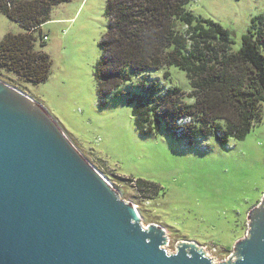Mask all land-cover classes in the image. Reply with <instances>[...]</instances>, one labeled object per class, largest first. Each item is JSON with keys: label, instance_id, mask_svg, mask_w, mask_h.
<instances>
[{"label": "rangeland", "instance_id": "obj_1", "mask_svg": "<svg viewBox=\"0 0 264 264\" xmlns=\"http://www.w3.org/2000/svg\"><path fill=\"white\" fill-rule=\"evenodd\" d=\"M105 7L106 0H71L51 10L35 42L52 61L46 82L33 85L2 70L0 77L45 109L121 198L137 208L143 226L165 230L168 254L176 253L178 242L188 241L216 258L214 263L226 262L247 236L248 214L264 196V112L244 139L225 145L212 136L189 144L172 136L165 124L142 136L126 97L112 93L102 105L96 93L93 71L107 27ZM187 9L229 30L238 50L251 19L264 12V0H192ZM24 32L0 14V41L7 33ZM151 80L163 88L191 91L186 73L175 66L133 74L121 90L139 94L137 84ZM139 179L157 188L148 184L141 189Z\"/></svg>", "mask_w": 264, "mask_h": 264}, {"label": "trees", "instance_id": "obj_2", "mask_svg": "<svg viewBox=\"0 0 264 264\" xmlns=\"http://www.w3.org/2000/svg\"><path fill=\"white\" fill-rule=\"evenodd\" d=\"M70 1L0 0V14L25 30L7 33L0 41V70L33 85L46 82L52 61L36 49L35 42L50 21L51 10ZM191 1L106 0L107 27L93 71L97 96L102 105L112 93L126 97L134 105L142 136L165 124L172 136L189 144L210 136L222 145L230 139L242 140L263 120L264 12L251 19L241 47L235 50L231 32L210 19L195 17L187 9ZM171 66L186 73L189 93L163 88L155 80L138 83L139 94L121 90L133 74ZM136 182L141 189L148 184L157 188L142 179Z\"/></svg>", "mask_w": 264, "mask_h": 264}, {"label": "water", "instance_id": "obj_3", "mask_svg": "<svg viewBox=\"0 0 264 264\" xmlns=\"http://www.w3.org/2000/svg\"><path fill=\"white\" fill-rule=\"evenodd\" d=\"M226 262L264 264V196ZM164 229L75 148L29 95L0 80V264H217Z\"/></svg>", "mask_w": 264, "mask_h": 264}, {"label": "built area", "instance_id": "obj_4", "mask_svg": "<svg viewBox=\"0 0 264 264\" xmlns=\"http://www.w3.org/2000/svg\"><path fill=\"white\" fill-rule=\"evenodd\" d=\"M43 40L46 41L47 40V36H43ZM136 208V207H135Z\"/></svg>", "mask_w": 264, "mask_h": 264}, {"label": "bare ground", "instance_id": "obj_5", "mask_svg": "<svg viewBox=\"0 0 264 264\" xmlns=\"http://www.w3.org/2000/svg\"><path fill=\"white\" fill-rule=\"evenodd\" d=\"M137 209V208H136Z\"/></svg>", "mask_w": 264, "mask_h": 264}]
</instances>
